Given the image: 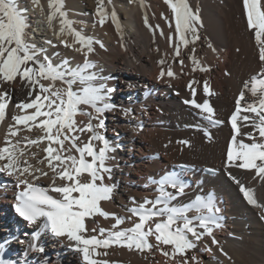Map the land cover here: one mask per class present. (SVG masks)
I'll return each instance as SVG.
<instances>
[{"label":"bare ground","instance_id":"1","mask_svg":"<svg viewBox=\"0 0 264 264\" xmlns=\"http://www.w3.org/2000/svg\"><path fill=\"white\" fill-rule=\"evenodd\" d=\"M0 264H264V0H0Z\"/></svg>","mask_w":264,"mask_h":264},{"label":"rangeland","instance_id":"2","mask_svg":"<svg viewBox=\"0 0 264 264\" xmlns=\"http://www.w3.org/2000/svg\"><path fill=\"white\" fill-rule=\"evenodd\" d=\"M116 90H117V89H116ZM19 198H20V199H23V195H20Z\"/></svg>","mask_w":264,"mask_h":264}]
</instances>
